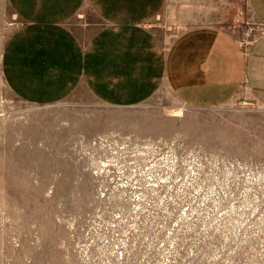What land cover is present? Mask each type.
I'll use <instances>...</instances> for the list:
<instances>
[{"label":"rangeland","instance_id":"1","mask_svg":"<svg viewBox=\"0 0 264 264\" xmlns=\"http://www.w3.org/2000/svg\"><path fill=\"white\" fill-rule=\"evenodd\" d=\"M227 2L246 52L261 23ZM18 24L0 0V264H264V92L244 88L264 79L211 105L164 84L134 105L81 87L33 104L2 74Z\"/></svg>","mask_w":264,"mask_h":264},{"label":"crops","instance_id":"2","mask_svg":"<svg viewBox=\"0 0 264 264\" xmlns=\"http://www.w3.org/2000/svg\"><path fill=\"white\" fill-rule=\"evenodd\" d=\"M7 1L19 24L4 44L2 74L29 103H56L81 87L107 104L134 105L164 84L185 102L211 105L244 79H264V0H246L262 26L246 52L224 24L240 15L227 0ZM159 13L168 24L152 29ZM244 88L264 92L254 81Z\"/></svg>","mask_w":264,"mask_h":264},{"label":"built area","instance_id":"3","mask_svg":"<svg viewBox=\"0 0 264 264\" xmlns=\"http://www.w3.org/2000/svg\"><path fill=\"white\" fill-rule=\"evenodd\" d=\"M104 160V162H101L100 161V168L102 170H105L107 171L108 169H112L113 167H115V165H112L111 163H109V161L105 160V159H102V161ZM113 166V167H112ZM120 167V166H119ZM123 181V180H121Z\"/></svg>","mask_w":264,"mask_h":264}]
</instances>
